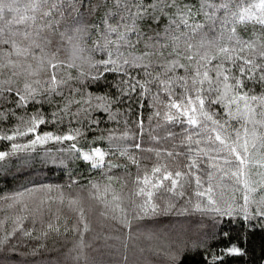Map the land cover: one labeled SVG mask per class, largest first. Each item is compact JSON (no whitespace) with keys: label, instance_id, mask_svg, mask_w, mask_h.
<instances>
[{"label":"snow or ice","instance_id":"6c2138e0","mask_svg":"<svg viewBox=\"0 0 264 264\" xmlns=\"http://www.w3.org/2000/svg\"><path fill=\"white\" fill-rule=\"evenodd\" d=\"M88 18L97 37L90 52L103 55H90L85 71L76 63L82 48L74 46L67 58L62 53L73 39L69 31L81 32ZM107 73L114 74L109 88L115 92L86 91L101 81L107 84ZM129 101L136 105L135 119L124 120L128 130L119 139L131 144L115 151L95 147L105 137L89 140L82 127L94 133L92 126L102 124L103 117L93 113L116 120L121 113L113 106ZM132 103L127 112L134 111ZM45 105L53 109L49 114ZM144 110L150 112L147 126ZM73 121L81 127H73ZM50 123L68 127L38 132ZM0 141L9 142L0 150V173L13 164L30 166L38 147L68 142L57 152L102 177L89 181L88 198L103 207L101 217L121 226L175 210L177 215L239 217L264 229V0H0ZM49 161L57 163L56 156L49 155ZM44 189L53 190L49 185L0 197L18 213L10 227L7 219L0 220V264H27L18 257H42L48 251L39 244L21 252L10 243L12 237L40 240L60 234L58 224L43 218L44 200L33 206L24 201ZM78 216V224L65 227L79 233L69 256L88 246L83 234L91 229L82 207ZM37 224L39 236L34 235ZM211 235L223 247L218 244L213 252L207 245L195 246L203 247L201 258L207 254L204 264H228L227 258L249 255L228 231L217 234L215 224ZM168 255L175 264L180 253ZM121 259L127 264L126 255Z\"/></svg>","mask_w":264,"mask_h":264},{"label":"trees","instance_id":"16d2710c","mask_svg":"<svg viewBox=\"0 0 264 264\" xmlns=\"http://www.w3.org/2000/svg\"><path fill=\"white\" fill-rule=\"evenodd\" d=\"M103 15V10L99 12ZM83 22V30L79 33L69 31L68 35L73 36V39L65 43L66 51L62 53V58H67L71 55L74 46L82 48L83 51L78 53L79 58L76 63L88 70V57L91 55L94 59H99L103 53H91L92 42L97 39L95 33L91 32L88 26V20ZM199 38L197 37L193 43L198 46ZM195 51V50H194ZM73 75L77 74L76 69L70 70ZM107 84L101 81L99 85H90L86 91L96 95H103L105 92L112 91L109 85L115 82L114 74L107 73ZM128 103L114 105L113 111L121 113L116 120H108L107 113L95 112L93 115L103 117V123L99 126H92L94 133L87 132L86 128L82 127V131L89 140L99 137L101 134L105 137L98 141L94 146L107 149L109 146L115 151L119 148L127 147L131 144V140L124 141L119 139L124 131L128 130L125 127L124 120H134L136 105L132 103L133 112H127ZM31 111V106H29ZM53 109L47 105L44 107V112L49 114ZM150 115L149 110H144V118L147 126V117ZM155 122H153V127ZM67 123L62 126L56 124L41 125L38 132H63L67 130ZM73 127H81L73 121ZM132 127L129 124L128 128ZM163 135V130H158ZM111 135L113 139L110 141L107 137ZM31 137H23L20 142L25 143ZM145 147L150 146L145 137ZM7 141H0V150H4ZM165 146L171 147L168 141L162 142ZM68 142L64 145H59L54 142L38 147L35 153L30 155V166L17 169L14 164L11 165L4 173H0V197L11 196L16 192L24 191L28 188L41 189L42 186H52V191L46 189L35 192L33 197L25 195L24 201L30 206L33 203H39L44 200L45 203L41 206L43 218L45 221L51 222L60 227V234H51L49 238L40 240L20 237H12L10 243L17 244L21 252L31 251L33 246L45 244L48 248L47 252L33 258L31 256L18 257L21 261H27V264H123L121 257H128L127 264H174L169 258L168 253L179 252V258L175 264H204L208 259L207 254L203 258L200 252L204 251L203 247L196 249L197 245H207L210 251L218 252L219 247H223V243L212 238V229L215 224L217 234L220 231H228L233 237V243L241 245L248 250L249 255L242 258H227L228 264H264L261 257L264 256V229L259 225L252 227L246 225L242 218H231L227 216H218L213 213L192 212L185 215H177L175 210L168 215H161L145 219H131V227L121 226L112 220H105L99 215L103 211V207L97 202L88 198L90 189V180H100L102 177L97 175L95 170H89L88 166L74 159L67 157L63 152H57L58 148H66ZM46 150L50 153L46 154ZM49 155H55L57 163L45 162ZM144 156L150 154L144 153ZM64 158V163L59 160ZM16 158H13L15 161ZM144 163H149L145 160ZM135 168L132 172L135 173ZM123 176L122 171L115 173ZM75 180L77 183H72ZM71 185V186H69ZM116 191H120L118 183H114ZM61 193L63 202L61 203ZM239 195V194H237ZM72 198L78 199V204L70 205L69 200ZM242 203V201H239ZM83 208L84 215L89 223L91 231L83 234V239L86 245L80 253L72 252L68 255L76 244L79 243V233L71 230L65 232V227H72L79 223L78 209ZM16 208H9L8 203L0 199V220L7 219L9 227L11 226V218L17 215ZM56 217H59L57 221ZM255 223V222H253ZM116 229V230H114ZM3 231L0 230V236ZM34 235H40V225L35 227ZM112 237V239H105ZM115 237H119L116 239ZM127 245L125 248L123 245ZM219 244V247L217 245ZM195 253V255H193ZM78 255V259L76 258ZM210 264V261H209Z\"/></svg>","mask_w":264,"mask_h":264}]
</instances>
